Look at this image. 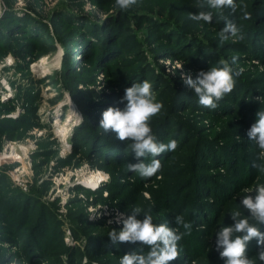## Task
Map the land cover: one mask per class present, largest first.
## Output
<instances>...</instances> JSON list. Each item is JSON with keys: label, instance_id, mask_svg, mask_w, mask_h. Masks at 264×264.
<instances>
[{"label": "rangeland", "instance_id": "1", "mask_svg": "<svg viewBox=\"0 0 264 264\" xmlns=\"http://www.w3.org/2000/svg\"><path fill=\"white\" fill-rule=\"evenodd\" d=\"M234 2L223 16L207 0H137L126 11L115 0H0V264H120L125 254L146 255V246L108 237L134 206L173 228L176 215L191 219L199 235L184 236L173 264H224L216 233L233 224L231 212L247 215L244 190L264 184L247 136L264 110V57L255 56H264V31H247L264 30V0ZM200 11L211 12L212 23L189 18ZM226 20L243 40L220 41ZM188 50L199 54L192 59ZM234 55L242 83L218 102L219 114L199 104L183 77ZM145 80L163 104L149 122L153 135L178 143L157 157L162 167L150 179L129 172L138 162L127 142L99 128L103 111L123 108L125 89ZM85 116L89 136L77 140ZM92 173L102 181H82ZM39 232L47 240L40 246L28 239ZM250 244L249 257L261 264Z\"/></svg>", "mask_w": 264, "mask_h": 264}, {"label": "clouds", "instance_id": "2", "mask_svg": "<svg viewBox=\"0 0 264 264\" xmlns=\"http://www.w3.org/2000/svg\"><path fill=\"white\" fill-rule=\"evenodd\" d=\"M136 3L137 0H115L116 6L122 11ZM207 4L213 9L231 8L235 11L237 8L234 0H207ZM189 18L196 22L212 23L211 12L192 13ZM243 19H251V15L245 13ZM218 36L221 42L232 40L235 43L244 38L237 25L230 20H226ZM237 60L236 55L230 62L221 59L219 66L211 67L207 71L200 70L195 79L191 75L183 77L184 84L198 97L201 106L215 109L218 102L234 90L236 78L244 71L243 68L233 67ZM119 103L124 105L123 108L108 107L103 111L99 128L105 133H114L119 141L127 142L126 151L131 149L138 161L143 158L141 162L129 163L128 171L139 174L143 179H150L162 167L157 157L165 152L175 151L178 146L174 139L168 143L159 142L150 127L151 118L160 113L163 104L157 102L152 84L147 80L133 83L126 88ZM256 117V121L247 131V136L258 148L252 167L264 173V110L258 111ZM148 156L153 159L150 163H145L144 159ZM244 191L247 194L242 196L239 204L247 215H242L239 210L231 212L233 224L221 227L216 233V250L224 264H255L248 255V247L253 240L256 241L258 260L264 264V231H261L264 226V184ZM141 215L143 219L138 218ZM91 217L96 218V215ZM118 222L122 223V229H111L108 233L114 244H140L149 249L146 255L136 252L123 255L120 264H173L181 255L179 242L184 236L191 235L192 230V224L186 222L183 215L174 217V223L178 227L173 228L167 223H154L150 212H144L140 206H134L129 214L121 215ZM179 226L183 227V232Z\"/></svg>", "mask_w": 264, "mask_h": 264}, {"label": "trees", "instance_id": "3", "mask_svg": "<svg viewBox=\"0 0 264 264\" xmlns=\"http://www.w3.org/2000/svg\"><path fill=\"white\" fill-rule=\"evenodd\" d=\"M226 12L228 13V14H226ZM229 15H232V12H231V10L230 9H227V8H224V11H223V16H229ZM222 16V17H223ZM260 28V27H259ZM257 29V27H255L254 25L253 26H251V28H248L249 30H247L249 33H254V32H263L264 30H262V29ZM252 30V31H251ZM251 48H248V50H250ZM255 51H257V50H255ZM191 51H185V54H190L189 55V57L190 58H192V59H194V58H196L197 57V55L199 54L198 52L197 53H193V52H191ZM258 53H261V52H258ZM187 56V55H186ZM255 56H257V57H264L263 56V54L262 55H260V54H255ZM236 82L238 83V84H240V83H242V82H240V81H238L237 79H236ZM259 105V104H258ZM260 106H263V105H260ZM169 108V107H168ZM167 108V109H168ZM219 110H221V109H219ZM212 111H214V112H217V108H215V109H212ZM255 111H257L256 110V107L255 108H252V110H251V114H249V116L247 117L249 120H251V117L252 116H254L253 115V113L255 112ZM217 113H219V114H221V112L220 111H218ZM227 114V113H226ZM87 118H86V116H85V120L83 121V125L81 126V127H79V128H76L77 130H78V132H76V134H77V136H76V139L78 140V139H80V137L83 139V137L84 138H87L89 135H88V133H89V131H88V128H85V131H84V127H85V124L84 123H86L87 121ZM83 130V131H82ZM160 131H162V129L160 130ZM152 132H153V129H152ZM156 134L157 133H155V136H156ZM161 135V134H160ZM158 138V141L159 142H163L164 143V137H162V139H161V137H157ZM103 143V145H102V147H104V148H109V149H111L110 148V146H112V145H110V143H108V142H106L105 141V143L104 142H102ZM108 143V144H107ZM126 148V147H125ZM108 149V150H109ZM102 150H104V149H102ZM126 150V149H125ZM131 150V149H130ZM132 155L129 157V159H131L133 156H135L134 155V153H132V152H130ZM165 154V153H164ZM164 154H162L161 156H159V157H162V156H164ZM220 156H222L221 154H217V157H220ZM210 158H212L213 159V157H211V155L209 156ZM190 159H191V157H190ZM143 160V158L141 159V161ZM214 160H216V159H214ZM141 161H138L137 160V162H141ZM149 162V160H147L146 161V163H148ZM139 178L140 179H143V178H141L140 176H139ZM170 190L168 191V194H169V192L171 191V192H175V190H176V188L174 187V185H173V187L171 188H169ZM191 221V219H189V221H187V222H190ZM192 222H194V221H192ZM201 222V221H200ZM261 231H264V226H262L261 227ZM191 234H195V235H199V232H197V231H195V229L192 227V230H191ZM29 240H31V241H33V244L35 243V244H37L38 246H40V245H43L42 243H44V242H46L47 240H46V237H45V235H43L42 234V232H39V235H37V233L36 234H33V233H30V235H29V238H28ZM252 243V242H251ZM45 244V243H44ZM49 244H50V246L52 245V243H50L49 242ZM250 245L251 244H249V247H250ZM200 245H195L194 247H192V248H189V250L191 251V252H195L196 250H197V248L199 247ZM248 247V248H249ZM28 251L30 252V253H32L33 252V249H31L30 248V246L28 247ZM216 255L218 256V257H220L219 256V253H218V251H216Z\"/></svg>", "mask_w": 264, "mask_h": 264}, {"label": "bare ground", "instance_id": "4", "mask_svg": "<svg viewBox=\"0 0 264 264\" xmlns=\"http://www.w3.org/2000/svg\"><path fill=\"white\" fill-rule=\"evenodd\" d=\"M45 62V61H44ZM43 63V62H42ZM72 120V119H71ZM72 121H76L75 122V124L77 123V120H72ZM68 125V124H67ZM59 135H64V139H66V138H68V132L66 133V130H65V128L64 129H59L58 128V130L56 131ZM56 133V134H57ZM16 155V154H15ZM16 157L17 158H20L19 157V155H16ZM102 175H100V174H94V173H92V174H90V175H88V174H86L83 178H82V181L83 182H85L86 184H94V185H96L99 181H102V177H101Z\"/></svg>", "mask_w": 264, "mask_h": 264}]
</instances>
